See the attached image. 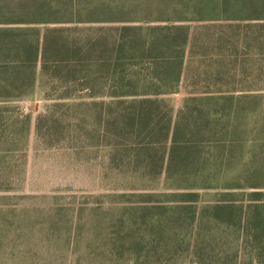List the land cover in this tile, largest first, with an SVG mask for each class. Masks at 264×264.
<instances>
[{
    "label": "trees",
    "instance_id": "trees-1",
    "mask_svg": "<svg viewBox=\"0 0 264 264\" xmlns=\"http://www.w3.org/2000/svg\"><path fill=\"white\" fill-rule=\"evenodd\" d=\"M221 5L226 23L191 27L185 12L173 10L155 18L164 22L159 25L41 33L14 27L39 22L0 3V102L28 95L48 74L58 84L48 90L58 89V104L51 108L76 118L79 126L87 121L94 146L109 148L114 160L124 162L128 171L120 175L170 183L168 193L128 195L137 200L124 208L127 216L117 233L123 236L114 248L118 259H127L123 264H176L179 252L191 264H214L201 251L204 226L264 251L261 192L243 194L244 200L220 193L202 205L196 192L263 188L249 183L264 177L254 171L238 176L244 185L205 184L217 172H229L228 162L239 158L252 104L264 99V0ZM176 94L185 98L175 114L169 97ZM205 145L219 166L210 175L203 172ZM185 230L191 231L189 239H178L176 233Z\"/></svg>",
    "mask_w": 264,
    "mask_h": 264
},
{
    "label": "rangeland",
    "instance_id": "rangeland-1",
    "mask_svg": "<svg viewBox=\"0 0 264 264\" xmlns=\"http://www.w3.org/2000/svg\"><path fill=\"white\" fill-rule=\"evenodd\" d=\"M3 1L11 3L12 10L30 13L27 18L32 22H39L14 27L41 33L47 28L145 22L159 25L164 22L155 18H164L173 14V10L185 12L191 20L186 24L191 27L226 23L221 0H0V3ZM52 88H58V84L45 74L28 95L0 102L1 110H5L0 115V264H112L117 260L126 263L127 259H118L114 248L120 239L116 237L123 236L117 233L127 216L124 208L135 206L128 202L137 200L128 195L168 193L165 189L170 183L157 179L132 182L129 174L120 175L128 171L124 162L114 160L109 148L94 146L87 121L79 126L76 118L68 114L59 116L58 108H51L58 104V89L51 93L48 90ZM169 98L176 114L185 95ZM252 106L254 111L247 127L244 126L247 141L240 148L239 158L228 162L229 172H217V161L212 163L213 150L204 146L203 172L206 175L217 172L213 182L205 184L239 186L236 184L244 183L238 176L250 171L264 174V99H257ZM79 127L82 132L76 131ZM249 183L263 188L196 191L199 204L213 203L220 193L231 194L232 200H244L242 195L252 192L264 195V177ZM190 234V230H185L176 233V237L189 239ZM200 237L202 253L214 264H264L263 250L254 249L245 239L231 242L223 229L210 232L204 226ZM174 262L191 264L181 252Z\"/></svg>",
    "mask_w": 264,
    "mask_h": 264
}]
</instances>
